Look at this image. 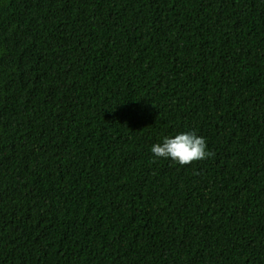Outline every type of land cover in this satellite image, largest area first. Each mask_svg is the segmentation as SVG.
<instances>
[{"label":"trees","instance_id":"trees-1","mask_svg":"<svg viewBox=\"0 0 264 264\" xmlns=\"http://www.w3.org/2000/svg\"><path fill=\"white\" fill-rule=\"evenodd\" d=\"M0 264H264V0H0Z\"/></svg>","mask_w":264,"mask_h":264},{"label":"clouds","instance_id":"clouds-1","mask_svg":"<svg viewBox=\"0 0 264 264\" xmlns=\"http://www.w3.org/2000/svg\"><path fill=\"white\" fill-rule=\"evenodd\" d=\"M150 150L155 158L171 159L181 165L203 160L210 155L206 138L198 135L195 130L181 131L158 138Z\"/></svg>","mask_w":264,"mask_h":264}]
</instances>
